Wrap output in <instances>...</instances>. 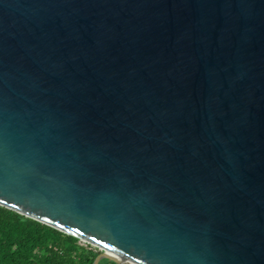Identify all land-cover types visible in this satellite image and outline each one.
<instances>
[{
  "label": "water",
  "instance_id": "obj_1",
  "mask_svg": "<svg viewBox=\"0 0 264 264\" xmlns=\"http://www.w3.org/2000/svg\"><path fill=\"white\" fill-rule=\"evenodd\" d=\"M0 205L93 264H264V0H0Z\"/></svg>",
  "mask_w": 264,
  "mask_h": 264
},
{
  "label": "trees",
  "instance_id": "obj_2",
  "mask_svg": "<svg viewBox=\"0 0 264 264\" xmlns=\"http://www.w3.org/2000/svg\"><path fill=\"white\" fill-rule=\"evenodd\" d=\"M100 250L0 205V264H93ZM99 264H116L103 259Z\"/></svg>",
  "mask_w": 264,
  "mask_h": 264
},
{
  "label": "rangeland",
  "instance_id": "obj_3",
  "mask_svg": "<svg viewBox=\"0 0 264 264\" xmlns=\"http://www.w3.org/2000/svg\"><path fill=\"white\" fill-rule=\"evenodd\" d=\"M81 243H82V244H87V243H85V242H83V241H81Z\"/></svg>",
  "mask_w": 264,
  "mask_h": 264
}]
</instances>
